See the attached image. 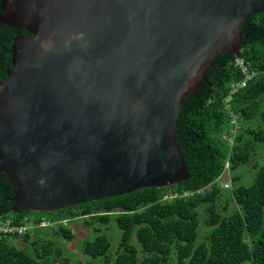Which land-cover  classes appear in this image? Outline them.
<instances>
[{
	"label": "water",
	"instance_id": "1",
	"mask_svg": "<svg viewBox=\"0 0 264 264\" xmlns=\"http://www.w3.org/2000/svg\"><path fill=\"white\" fill-rule=\"evenodd\" d=\"M262 11L264 0H1L0 22L18 30L0 80L13 210L183 180L180 98L214 56L238 54L241 23Z\"/></svg>",
	"mask_w": 264,
	"mask_h": 264
},
{
	"label": "trees",
	"instance_id": "2",
	"mask_svg": "<svg viewBox=\"0 0 264 264\" xmlns=\"http://www.w3.org/2000/svg\"><path fill=\"white\" fill-rule=\"evenodd\" d=\"M17 31L0 22V80L11 67V44ZM20 32L29 35L26 29ZM240 46L237 55L244 57L248 70L258 73L230 95L235 123L224 108V98L229 81L240 80L242 73L234 66L236 55L229 51L214 56L205 79L180 98L175 142L187 176L178 183L142 187L51 212L14 211L17 186L0 171V219L23 227L20 233L0 232V264H56L51 255L69 259L51 236L70 239L67 221L78 210L80 215L88 214L83 218L88 225L114 221L120 229L114 258L109 255L111 241L105 232L95 230L80 241L81 251L98 264H264V11L241 23ZM223 133L231 135V141ZM258 148L263 157L254 163L252 181L234 186ZM241 164H245L243 173L231 175L232 186L229 182L225 187L231 189L237 207L219 208V200L225 198L219 178ZM200 208H204L201 223ZM42 217L53 222L39 225ZM64 218L68 219L58 221ZM200 224L207 232L197 239ZM45 227L50 232L43 235L39 230ZM91 259L78 264H93Z\"/></svg>",
	"mask_w": 264,
	"mask_h": 264
},
{
	"label": "rangeland",
	"instance_id": "3",
	"mask_svg": "<svg viewBox=\"0 0 264 264\" xmlns=\"http://www.w3.org/2000/svg\"><path fill=\"white\" fill-rule=\"evenodd\" d=\"M263 157V151L262 149L258 148L253 156L250 158V160L247 162L246 165V174L241 178L237 180V182L234 184V186L242 183V184H249L252 181V178L254 174L251 176L252 170L255 169L254 163H256L259 159H262ZM245 168V164L239 165L233 172H226L224 175L222 174L220 179V185L221 182L226 181V183H231L230 177L231 175L235 173H243ZM232 186V183H231ZM223 191L225 193L224 197L221 198L218 202L219 208H222L224 205L228 209L234 210L237 207V204L233 200L232 196H230L229 193H231V189H226L223 187ZM80 211L74 212L75 215H72L73 218L67 221L68 226L70 227L72 231V237L70 239H63L60 235L51 236L52 239H54L55 244L57 246H60L63 250V255L68 256L69 259H63L54 255H51L50 258L55 261L56 264H78V261H87L88 258L91 259L87 254L83 253L79 247L80 241L86 237L92 235L95 230L105 232L110 241L111 245L109 248V255L111 258H114L115 256V249L118 246V240H119V234L120 229L116 225L114 221H111L107 224H101L99 222H95L94 225H88L84 222L83 218H88V214L86 215H80ZM204 215V208L199 209V219L201 223V218ZM84 216V217H81ZM46 217V216H44ZM39 232L43 235H46L50 232L49 228H41ZM207 232V229L203 227L200 224V227L198 228V235L197 239H201L205 236ZM133 241L137 244L135 236H132ZM92 260V261H91ZM90 261L93 262V264H98L97 259H91Z\"/></svg>",
	"mask_w": 264,
	"mask_h": 264
},
{
	"label": "built area",
	"instance_id": "4",
	"mask_svg": "<svg viewBox=\"0 0 264 264\" xmlns=\"http://www.w3.org/2000/svg\"><path fill=\"white\" fill-rule=\"evenodd\" d=\"M235 65H237L242 73V78L238 81L230 83V92L233 93L237 91L239 88L243 87L246 84L247 79L252 78L256 75V72L253 70H248L247 65L245 64V60L242 57H236L235 58ZM225 107L229 109L230 112H232L230 105L228 103L225 104ZM232 114L231 121H235V115ZM58 221H65L58 220ZM53 221H50L47 218H41L39 225H47L51 224ZM23 227L22 226H16L11 225L9 219H0V232H8V231H17V233L22 232Z\"/></svg>",
	"mask_w": 264,
	"mask_h": 264
},
{
	"label": "clouds",
	"instance_id": "5",
	"mask_svg": "<svg viewBox=\"0 0 264 264\" xmlns=\"http://www.w3.org/2000/svg\"><path fill=\"white\" fill-rule=\"evenodd\" d=\"M236 57H242V56L236 55L235 58H236ZM235 58H234L233 63H234V66H237V65H235ZM242 58L244 59V57H242ZM244 60H245V59H244ZM238 68H239V67H238ZM239 70H240V69H239ZM257 73H258V71L256 72V75H257ZM256 75H255V76H256ZM235 81H238V80H231V81H229V84H228V94H227V95L225 96V98H224V108H225V109H227V108L225 107V104H226V103H228V104L230 105V103H229L230 95L234 93V92H233V93L230 92V86H229V85H230V83L235 82ZM244 86H245V85H244ZM244 86H243V87H244ZM241 88H242V87H241ZM241 88H239V89H241ZM239 89H238V90H239ZM238 90H237V91H238ZM235 92H236V91H235ZM230 108H231L232 112H230L229 109H227V111H228V113L230 114L231 119H232V114H231V113H234V115H235V121H234V122L231 121V122H232V123H235L236 120H237L236 113L234 112V110H233V108L231 107V105H230ZM232 131H233V130L231 129V132H232ZM222 136H223V137H226L228 141H231V135H226L225 133H223ZM221 186L225 188V187L228 186V183H226V181H223V182L221 183ZM187 193H189V192H188V191H184V192H183V194H187ZM67 219H68V218H64L65 221H66ZM61 220H63V219H61Z\"/></svg>",
	"mask_w": 264,
	"mask_h": 264
}]
</instances>
